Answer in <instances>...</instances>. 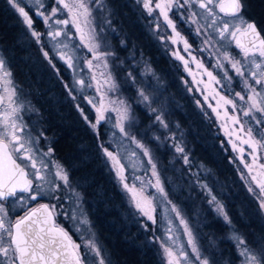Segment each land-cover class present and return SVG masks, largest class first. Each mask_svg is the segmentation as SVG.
<instances>
[{"label": "snow or ice", "instance_id": "snow-or-ice-1", "mask_svg": "<svg viewBox=\"0 0 264 264\" xmlns=\"http://www.w3.org/2000/svg\"><path fill=\"white\" fill-rule=\"evenodd\" d=\"M7 3L23 18L36 43L42 45L44 34L33 28V20L25 11V8L21 7L17 0H7ZM55 3L56 6L51 7V13L46 14L47 9H45L42 0H34L36 5L35 14L42 17L44 24L48 26L47 37L49 42L53 49L57 50L56 54L59 59L69 69L75 72V69L80 66L81 57L77 48L82 46L91 53V57L84 60L83 63L92 72L91 80L97 83L96 90L101 99L97 104L94 99L86 96V99L93 105L97 113L95 123L88 121L90 127L97 131L101 121L106 119V112L113 111L116 113V120L112 126L119 133L117 139L113 141L117 150H110L104 143L100 144L103 157L106 158L105 166L111 164L110 171L115 172L118 183L130 195L131 204L148 221L153 224L157 223L154 213L157 209L158 197L147 191L148 188H154L156 193L159 194V198H162L163 202L170 206L168 210L175 214V218L179 220L180 226L183 227V235L187 237V246L178 242L179 238L173 235L174 229L172 227L167 229L166 237L167 240L171 241V246L161 241V248L165 256L163 264H214L212 259L201 251L196 234L183 210L171 200L166 185L161 178L159 159L147 136H138L133 133L132 129L136 123L133 105L124 99L108 100L107 104L105 103L107 93L118 92L119 85L112 73L108 72L107 75L101 73L104 76V85L100 86L94 71V68L101 66L108 69L110 65H115L118 59L116 52L107 46L104 42V36L101 35L111 27V20L106 16L104 17V24L107 27L96 23L94 12L98 11L102 15L106 10L103 0H55ZM136 3H142L149 16H152L155 10H159L160 16L172 29V36L169 37L171 43L174 45L178 42L182 43L184 50L189 52L197 67L204 68L203 63L197 60L195 55H192L190 51L191 44L177 31L173 19L169 16V12L174 8L184 9L187 15L182 13V18L187 23L196 25L195 34L202 39L203 47L199 51L208 50V46L215 40L220 45L216 48V51L241 77L244 87L249 93L247 95L249 107L248 110L244 111V116L249 117L253 112L264 115V92L253 86L249 80L250 77L255 85L264 87V39L260 37L255 26L251 23L232 24L229 21H218L217 9L219 13L226 16L238 17L242 7L241 0H136ZM61 9L67 11L68 16L66 18L57 17ZM53 17L57 18L53 20ZM198 18L208 20L209 23L201 25ZM49 21H53L56 25H63V27L53 29ZM69 25L75 28V33L71 32ZM202 28H211L217 35L213 36L207 31L202 32ZM238 33L244 36L250 35L252 39L245 44L238 38ZM77 36H79L80 45L72 43ZM230 41H234L240 49L244 57L243 61L234 59L227 51L226 45ZM121 43L123 45L124 42L121 41ZM41 51L52 68L56 69L59 76V69H57L56 64L43 45ZM174 55L184 62L187 69L188 61L179 52L174 53ZM257 56L259 59H256ZM94 61L97 63L94 64ZM139 63L135 62L133 67H127L125 61H120V66L126 67L125 80L130 82L131 86L136 87L134 97L136 104L142 105L152 116V124L145 132L152 130L153 125H159V129L153 131L151 140L156 141L161 147L165 146L167 141H171V147L180 154L178 158L182 159L185 165L190 166L188 154L182 144L177 141L176 133L166 119L163 105L154 106L157 103L155 96L148 92L142 82L138 81L135 67ZM246 63L251 64V68L246 69ZM214 67L223 68L224 65L220 60H217ZM147 68L148 66L145 63V69ZM205 72L212 80L217 83L221 82L216 79L211 71L205 69ZM225 78L232 79L227 72H225ZM75 85H80L82 89L92 87V83L74 77V84H65L70 96ZM102 87L106 91L102 90ZM0 89H2L0 90V257L3 258L0 259V264H89L88 255L93 257L92 264H111L103 247L95 239L90 221L84 211L83 196L74 187L69 172L52 158L53 149L51 147H48L47 151L41 150L40 141L42 137H46V134L43 130L35 135L25 131L27 125L24 124L20 116L24 108L18 95L20 89L13 82L12 73L2 56H0ZM153 92H155V89ZM236 95L240 100L245 99V96L239 92ZM75 98L73 96V99ZM220 100L226 105L232 104L235 110L236 106L230 99L220 96ZM213 111H216V109L214 108ZM81 114L83 115V112ZM85 119L87 120V117ZM256 119L259 127L264 128V121ZM232 120L233 123H241L235 117H232ZM176 129H179V125H176ZM234 131L246 135L247 138L241 139V143L247 144L252 149L250 154L252 155L253 164H256L258 157L255 153L258 148L264 151V137H261L257 130L250 126L245 128L242 123L241 127L238 130L234 129ZM97 135H99L98 131ZM129 143L135 145L142 153L141 157L135 151H131L128 153L129 159L136 157L137 160L141 161L140 167H143L146 172H151V178L147 181L141 176L134 178L135 181H139V185L128 182V177L125 175L128 165L123 162L122 154L119 151ZM233 147L236 149V145H233ZM238 150L242 154L241 162L243 163L244 149L240 148ZM145 158L146 164L142 162ZM21 161L27 163H21ZM245 167L249 169V173L253 171L252 165L245 164ZM256 167L264 169V163L256 164ZM136 170H139V168ZM192 176L195 183L191 179L189 180L190 192L195 188L205 192L210 197L208 204L217 215L222 216L225 222L231 225V220L225 212L224 205L213 194L209 185L201 182L198 174L193 173ZM259 176L261 177L259 179L257 176H252V180L260 189L257 200L259 201V210L264 212V172L259 173ZM249 191L256 195L251 185H249ZM44 197H47L49 202L39 203ZM10 199L13 203H19L20 208L23 210V215H20L14 223L9 219L6 206ZM52 201H55V203H52ZM69 201H71V206L66 208L65 204ZM32 202H36L38 206H33ZM59 216L71 220L82 238L86 237L84 244V248L87 250L86 253L82 252L81 245L76 243L69 232L58 223L57 217ZM144 227L147 229V224ZM231 238L237 242L240 255L244 257L242 264H264V250L255 251L249 248L245 240L235 233ZM186 247L191 249V253L186 250ZM193 256L195 260L192 259Z\"/></svg>", "mask_w": 264, "mask_h": 264}, {"label": "rangeland", "instance_id": "rangeland-1", "mask_svg": "<svg viewBox=\"0 0 264 264\" xmlns=\"http://www.w3.org/2000/svg\"><path fill=\"white\" fill-rule=\"evenodd\" d=\"M4 1L6 3L5 8L8 12H11L10 14H12L14 22L19 26V28H16L15 30V32L19 34L15 36V40L14 42H12L13 45H11V48L14 46V44H16V42L20 45V48H18V50H14L9 46H6L8 50H5V47L0 44V56L5 59L8 68L12 73L13 82L20 89L18 95L21 103L24 106L23 110L20 113V116L24 124L27 125L25 131L31 132L33 133V135L40 132L41 130H43V132L45 133V129L42 124V113L40 112V109L36 103V97L39 91L36 88V83H38L49 88H56L58 90L57 93L59 95L61 94L63 100L74 109V117L81 121L80 123L86 126L89 129L90 133L95 132L90 127L88 121L95 123L97 113L93 105L88 102V99H86V96L88 98L94 99L97 104H99L101 97L97 94V83L91 80L92 72H90L87 66H85L83 63L84 60L91 57V53H89L87 49L83 48L82 46L80 48H77V51L79 52L81 57L80 66L75 69V72L72 69H69L67 65H65L64 62L59 59L56 54L57 50L53 49L51 43L49 42V39L47 37L49 28L44 24L42 17L36 16V5L34 4V0H17L20 6L25 8L26 12L31 13V17H33V19L38 20L36 21L37 24H35L33 28L36 31L44 34L42 36V45L44 49L49 52L50 58L53 59V62L56 64L57 69H59L60 75L58 76L56 69H53L52 66L48 63V60L45 59L43 52L41 51L42 45L37 44L35 38L31 36L27 25L23 21V18L19 15L18 12H16L14 8H12L7 3V0ZM119 1L103 0V3L106 6V10L102 15L98 11L94 12V15L96 16V23L107 27V25L104 24V17L106 16L111 20V27L101 35L104 36V42L107 44V46L112 48L116 52L118 57L116 64L110 65L108 69L103 68V66L94 68L97 81L99 82L100 86L104 85V76H102L101 73L107 75L108 72L112 73L117 84L119 85L118 92L107 93V99L105 100V103L107 104L108 100L124 99L131 103L133 107H135L138 111L142 112L146 116L147 120L145 123H141L136 119V123L134 124L132 131L138 136L146 135L148 140L150 141L151 146L159 159L161 178L166 185V190L170 194L169 196L171 200L183 210L185 217L188 219L194 233L196 234L197 243L204 255L209 256L214 264H242L244 257L240 255V251L237 248V242L231 238L233 233L243 238L249 248L255 251L264 250V212H261L259 210V201L257 200V196L260 195V189L252 180V176H257V178L259 179V173L264 172V169H259L258 167H256V164L264 163V151L260 150L259 148L257 149L255 155H257L258 160L256 161V164H253L252 155L250 154L252 153V149L249 148L247 144L241 143V139L247 138L246 135L239 131H234V129L238 130L241 127L242 123L245 128H248L250 126L253 129L257 130V133L261 137H264V128L259 127L256 119L258 118L259 120L264 121V115H261L258 112H253L249 117L244 116V111L248 110L249 107V102L247 101V95L249 93L244 87L241 77L235 73L231 65L227 63V61H224L222 55L216 51V48L220 47V45L217 44L215 40L208 46V50L203 52L199 51V49L203 47L202 39L195 34L196 25L189 24L182 18V13H184V15H187L184 9L174 8L171 12H169V16L171 19H173L177 31H179L181 35H183L191 44L192 47L190 51L192 55H195L197 60L203 63L204 68L197 67L196 63L192 61L189 52H186L184 50L182 43L178 42L175 45L171 43L169 37L172 36V29L168 27L163 17L160 16L159 10H155L156 12L154 11L152 14L157 17V21H154L153 19L152 21L140 22V24H143L139 26L140 38L138 42H133V45L127 46V42L125 40L127 32H121L122 22L125 25L126 30H128V28H132V23L129 21L115 20V18L117 19L115 12L121 10L120 3L117 4V2ZM42 3L44 4L45 9H47L46 14H50L51 7L56 6L55 0H42ZM241 3L242 7L240 9L238 17L222 16L217 11L218 21H229L232 24H240L241 22H243L247 24V17L249 16L245 13L246 8L243 0H241ZM67 16L68 13L64 9H61V11L57 14V17L61 19L66 18ZM57 17H53V20H55ZM198 20L201 25H206L207 23H209L208 20H205L203 18H198ZM49 24L53 29L63 27V25L54 24L53 21H49ZM158 25L159 27H157ZM69 28L71 29L72 33H75V28H72L71 25H69ZM201 31H207L213 36L217 35L211 28H202ZM146 36L149 37L148 41L146 39ZM134 39L138 38L135 36ZM141 39L142 42L144 41L143 43L140 42ZM121 41L124 42L123 45ZM149 41H151V43ZM72 43L75 45H80L79 36H77ZM152 44L159 50L160 53L157 54L159 58H167L166 61L168 60L169 63H171L173 60L178 62L176 67L179 68L181 72L180 74L176 75L177 78L175 81V85H177L179 89H182V91L187 94L184 97H187V99L191 98L190 100L192 101H190V103L193 105L192 107L194 108V110L201 111L204 116L210 120L213 129L216 125V121L218 122V124L220 123L221 129L223 130V136L222 144H217L219 145L218 152L225 158V164L227 166L225 167L228 170V173H230V175L234 177L232 181L235 182L236 185L232 183L230 179H227L229 183H223L221 180H217L219 177L216 176V184H214L216 187L211 188L212 186L209 185V182L204 179L206 175H208L209 169L205 168V166L200 163H195L194 159L192 158L193 156L189 151H187V147L185 145L186 139L183 138L185 133L181 127H179L178 130L176 129V125L180 124L175 122L172 116L171 108L168 107L167 100L171 97V90L169 88L168 81L165 79V72H160V70H158L157 67H154L149 60L150 57L148 56V48ZM119 48H121V51H123L122 53H119L117 51ZM136 49H139V51H137ZM226 49L234 59L241 61L244 60L242 53L234 51L235 48L232 41H230L226 45ZM176 52H179V54L188 61L187 69L185 68L184 62L180 59H177L174 55V53ZM256 59H259V57L257 56ZM217 60L221 61V63L224 65L223 68L214 67L217 64ZM120 61H125L127 67H133L135 62H140L139 65L135 67V74L138 78V81L142 82L143 86L148 90V92L155 96L157 103L154 106L159 107L160 105H163L165 109L166 119L170 122L173 131L176 133L177 141L182 144V146L185 148V152L188 154L190 166L185 165L183 160L178 158L180 154L171 147V141H167L165 146L161 147L156 141L151 140L153 131H157L159 129V125H153L152 130L148 131L147 133L145 132V130L149 128V125L152 124V116L149 114L146 108H144L142 105L136 104L134 99L136 94V87L131 86L130 82H127L125 80L126 67L120 66ZM93 63L96 64L97 62L94 61ZM145 63L148 66L147 69H145ZM249 68H251V64L246 63V69ZM205 69L211 71L216 79L221 82L217 83L216 81L212 80L206 74ZM225 72H227L229 76L232 77V79H226ZM74 77L75 79L82 78L85 81L92 83V87L82 89L80 85H75V87L72 89V95L70 96L68 89L65 88V84H74ZM249 80L253 84V86L264 92V87L255 85V82L252 81L250 77ZM32 82H35V84H31ZM234 86H238L237 89L234 90ZM154 89L155 92H153ZM215 89L222 95H225L224 93L228 92L231 94V96L225 95V98H232L231 101L236 106L235 110L233 109L232 104L226 105L224 104V102L216 104L215 102H213V98L216 97ZM102 90L106 91V89H104L103 87ZM237 92L241 93V95H244L245 99L240 100V98L236 95ZM189 93H192L193 96ZM73 96H75L76 98L73 99ZM47 97H50V95H48ZM206 97L207 99H205ZM77 98L82 101L84 107L86 108V113L78 106L76 101ZM177 105L179 104L177 103ZM214 108L216 109V111H213ZM82 112L83 115L81 114ZM225 113H227V115H225ZM105 116L106 119L104 121H101L98 128L103 127V131L105 132L106 136L105 141L107 142L106 146L109 147L110 150L116 151L117 149L113 141L117 139L119 133L112 126L116 120V113L113 111H108L105 113ZM85 117H87V120L85 119ZM232 117L237 118L241 123H233ZM213 136L214 138H216L215 135ZM50 144L51 140L47 135L46 137L41 138L40 147L42 151H47V148L50 147ZM233 145H236V149H234ZM240 148L244 149L243 163L241 162L242 154L238 150ZM119 151L122 154L123 162L128 165L125 175L128 177V182L130 184L136 183L137 185H139V181H135L134 179L136 176L143 177L145 181L151 178V172H146L143 167H140V160H137L136 157H132L131 159H129L128 153L131 151H135L138 156L142 157V153H140L139 149H137L135 145H132L130 143L126 144L123 148L119 149ZM100 155L105 165L106 158L103 157V153H101ZM52 158L54 159L53 154ZM174 158L177 159L174 160ZM142 162L146 164V158ZM21 163L27 162L21 161ZM245 164L252 165L253 171L251 173H249V169L245 167ZM110 168L111 164L109 163L106 169L110 170ZM137 168H139V170H136ZM170 168H176L178 171L184 174L185 178L182 179L184 181H180L181 179L173 180L172 176H169ZM193 173L199 175L201 182H205L209 185V187L213 191V194L224 205L225 212L231 220V225L225 222L222 216L217 215V213L208 204V200L210 199V197H208L205 192L201 191L199 188H195L190 192L189 180L191 179L193 183H195V179L192 176ZM111 174L118 189L124 196V199L130 208V211L134 214L135 220L141 222V224L143 225L147 224V228L150 231L154 232V241L160 249L163 262L165 261V256L163 249L161 248V241L171 246V241L167 240L166 237L167 229L169 227H172L174 229L173 235L179 238L178 242L187 246V237L183 235V227L180 226L179 220L175 218V214L171 213L168 210L170 206L166 205L163 202L162 198H159V194L156 193V190L154 188H148L147 191L158 197L157 209L154 213L157 218L156 224L148 221L136 210V208L130 202V195L126 193L123 190V186L118 183L115 172L111 171ZM184 184H186L184 187L187 188V191L189 190L187 194L188 197L184 200L179 197L174 198V189H177ZM249 185H251V187L254 189L256 195H253V193L249 191ZM236 188L241 189V192L251 201V208L260 221H258V226L260 229L257 230V235L252 237L257 239L249 240L247 234L245 235V232L242 231L243 227L236 224L237 220L233 219L232 212H234V209H236L234 203ZM76 189L82 194L78 187H76ZM171 190L173 193L171 192ZM201 200L202 203H204V205L208 208V211L211 212L214 219H218L220 224L223 226V231H225L224 233L218 232L216 234V227L211 230L202 229L209 233V237L206 239V241H203V236L199 232V229L202 226H200L199 212L193 207V204L196 207V204L201 203ZM48 202L49 200L47 197H44L39 201V203ZM52 203H55V201H52ZM32 204L33 206H38L36 202H32ZM6 206L9 212V219H11L13 223L17 218H19L20 215H23V210L20 208L19 203H13L10 199L7 202ZM70 206L71 201L65 204L66 208H70ZM83 207L84 211L87 214L88 220L90 221L92 232L95 234V239L97 240V235L92 226L91 219L84 204ZM57 220L58 223H60L61 226H63L65 230L69 232V235L73 238V240L81 245L82 252L86 253L87 250L84 248L86 237L82 238L81 234L77 232L75 227L73 226L72 221L65 218L64 216L57 217ZM208 222L209 221H206L205 223ZM186 250L191 253L190 248L186 247ZM229 254H231V256ZM0 259L3 258L0 257ZM192 259L195 260V257L193 256ZM92 260L93 257L91 255H88L89 264H92Z\"/></svg>", "mask_w": 264, "mask_h": 264}, {"label": "trees", "instance_id": "trees-1", "mask_svg": "<svg viewBox=\"0 0 264 264\" xmlns=\"http://www.w3.org/2000/svg\"><path fill=\"white\" fill-rule=\"evenodd\" d=\"M243 2L246 8L245 13L256 24L264 37V0H243ZM5 4L4 0H0V44L5 47V50H8L6 46L11 48L13 45L15 36L19 34L15 30L19 26L14 22L11 12L5 8ZM122 27L121 31L127 32L125 38L127 46L133 45V42L137 43L140 38L139 29L137 27L135 29L132 24V28L126 30L123 22ZM135 36L138 39H134ZM146 39L148 41L149 37L146 36ZM149 42L151 43V41ZM18 48L20 45L16 42L11 49L18 50ZM149 48L150 62L160 72H165L164 76L171 90V97L167 100L168 107L171 108L175 122L180 124L179 127L185 133L183 138L186 139L187 151L193 156L195 163H200L209 169L208 175L204 179L209 182L211 188L216 187L214 185L216 176L219 177L217 180L221 179L223 183H229L227 179L232 181L234 177L228 173L225 158L218 152L216 138L210 133L213 129L212 123L203 113L194 110L190 102L180 100L182 95L179 87L175 85L176 75L180 74L179 68L176 67L178 62L173 60L169 63L168 60L166 61L167 58H159L157 54L160 52L153 44ZM136 50L139 51V49ZM117 51L123 52L121 48ZM31 84H35V82ZM36 85L34 86L39 90L36 103L42 113L45 134L51 140L50 147L53 149V156L67 169L73 185L82 192L83 204L88 211L97 241L103 247L111 264H163L160 249L154 241V232L135 220V216L118 189L111 171L106 169L101 159L100 154L103 152L100 144L104 143L105 146L107 144L103 127L98 128L99 135H97V131L90 133L89 129L74 117V109L63 100L56 88H49L38 83ZM48 95L50 97H47ZM76 101L86 113L82 101L78 98ZM133 108L137 121L145 123L146 116L135 107ZM217 165H219L218 168ZM169 176H172L173 180L181 179L180 181H184L182 179L185 178V175L176 168L169 169ZM232 183L235 184L233 181ZM185 185L174 189V198L179 197L184 200L188 197L189 190L187 191ZM241 191V189H235L236 209L232 212L233 219L237 220L236 224L243 227L242 231L245 232V235L247 234L249 240L257 239L252 237L257 235L256 232L260 229L259 220L251 208V201ZM200 202L196 204L197 208L194 204L193 207L199 212L200 226L202 225L199 232L203 236V241H206L209 233L202 229L211 230L216 227V234L225 231L218 219H214L211 212L202 203V200ZM206 221L209 222L205 223ZM229 255L231 256V254Z\"/></svg>", "mask_w": 264, "mask_h": 264}, {"label": "flooded vegetation", "instance_id": "flooded-vegetation-1", "mask_svg": "<svg viewBox=\"0 0 264 264\" xmlns=\"http://www.w3.org/2000/svg\"><path fill=\"white\" fill-rule=\"evenodd\" d=\"M119 1V0H118ZM120 3V11H116L115 12V15H116V17H117V19L115 18V20L116 21H129V22H131L132 24H133V26H134V28L136 29V27L139 29V26L140 25H142V24H140V22H142V21H152L153 19H154V21H157V17L156 16H154V15H152V16H149V14H148V12L143 8V4L141 3V4H137L136 3V0H120L119 2H117V4H119ZM217 11H218V9H217ZM156 12V11H155ZM218 13H219V11H218ZM28 14H29V16L31 17V13H29L28 12ZM222 16H226V15H224L223 13H220ZM151 17V18H150ZM226 17H230V16H226ZM32 18V20H33V26H35V24H37L36 23V21H38V20H36V19H33V17H31ZM247 20H248V23H250L252 20L249 18V17H247ZM123 31V30H122ZM121 31V32H122ZM140 31V30H139ZM233 42V41H232ZM234 48H235V50L234 51H236V52H240L241 53V51H240V49L239 48H236L235 46H234ZM156 51V50H155ZM153 53H154V51H153ZM181 72V71H180ZM235 86H236V84H235ZM234 86V90L235 89H237V87H235ZM216 90V89H215ZM217 93H219L217 90H216V97L215 98H213V102H215L216 104H218V103H220V102H223L222 100H220V96H224L225 97V95H228V96H231V94L229 93H224L225 95H222L221 93H219V95H217ZM180 94L182 95V98H180V100H182V101H188V102H190V101H192V100H190V99H187V97H184L185 95H187L186 93H184L183 91H182V89H180ZM189 94H191L192 96H193V94L192 93H189ZM188 94V95H189ZM195 96V95H194ZM172 99V98H171ZM226 99H232L231 97L230 98H226ZM196 102V101H195ZM199 112H201V111H199ZM202 113V112H201ZM201 115H203V114H201ZM212 135H215L216 136V142H217V144H219L220 145V143L222 144V136H223V130L221 129V126H220V123L218 124V122L216 121V125H215V127H214V129H213V131H211L210 132ZM219 145H217V146H219ZM218 148V147H217ZM53 154V153H52ZM54 157V156H53ZM55 159V158H54ZM56 160V159H55ZM57 161V160H56ZM57 162H59V161H57ZM60 163V162H59ZM61 164V163H60ZM62 165V164H61ZM219 167V165H217V168ZM261 178V177H260ZM219 180H221V179H219Z\"/></svg>", "mask_w": 264, "mask_h": 264}, {"label": "water", "instance_id": "water-1", "mask_svg": "<svg viewBox=\"0 0 264 264\" xmlns=\"http://www.w3.org/2000/svg\"><path fill=\"white\" fill-rule=\"evenodd\" d=\"M250 23L253 24V25L255 26V28H256V32L260 35V37H261L262 39H264V37L262 36V34L260 33V31L258 30L256 24H255L253 21H251ZM238 38L241 39V41H242L243 43H245V44H246L250 39H252V37H251L250 35H248V36H244V35H241V34H239V33H238ZM233 44H234V46H235L236 48H238V47L236 46V43H235L234 41H233ZM0 90H1V89H0Z\"/></svg>", "mask_w": 264, "mask_h": 264}]
</instances>
